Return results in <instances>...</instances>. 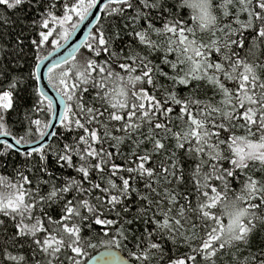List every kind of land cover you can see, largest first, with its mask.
Segmentation results:
<instances>
[{
	"label": "snow or ice",
	"instance_id": "6c2138e0",
	"mask_svg": "<svg viewBox=\"0 0 264 264\" xmlns=\"http://www.w3.org/2000/svg\"><path fill=\"white\" fill-rule=\"evenodd\" d=\"M0 264H264V0H0Z\"/></svg>",
	"mask_w": 264,
	"mask_h": 264
},
{
	"label": "water",
	"instance_id": "95a60500",
	"mask_svg": "<svg viewBox=\"0 0 264 264\" xmlns=\"http://www.w3.org/2000/svg\"><path fill=\"white\" fill-rule=\"evenodd\" d=\"M86 32H87V27H86V26H82V30H81L80 32H78V33L73 37V41H72V42L78 43V42H79L78 38H79V39H82V38H83V35H84ZM72 42H70V43H72ZM61 54H63V51L61 52ZM48 92H49V95H51V96H55V93H54L53 90L48 89ZM56 104H57V106L59 107V101H58V100L56 101ZM100 251H102V250H100ZM99 254H100V253L97 252V253L94 254V255H99Z\"/></svg>",
	"mask_w": 264,
	"mask_h": 264
},
{
	"label": "trees",
	"instance_id": "16d2710c",
	"mask_svg": "<svg viewBox=\"0 0 264 264\" xmlns=\"http://www.w3.org/2000/svg\"><path fill=\"white\" fill-rule=\"evenodd\" d=\"M26 23H27V21H26ZM25 51L27 52L28 49L26 48ZM120 162H121L120 160H117V163H120ZM101 250H102V249H101ZM96 253H97V252H96ZM96 253H94V254H96Z\"/></svg>",
	"mask_w": 264,
	"mask_h": 264
}]
</instances>
